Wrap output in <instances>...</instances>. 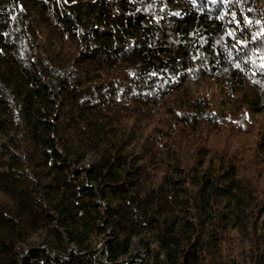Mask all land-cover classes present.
Instances as JSON below:
<instances>
[{
	"label": "trees",
	"instance_id": "16d2710c",
	"mask_svg": "<svg viewBox=\"0 0 264 264\" xmlns=\"http://www.w3.org/2000/svg\"><path fill=\"white\" fill-rule=\"evenodd\" d=\"M0 264H264V0H0Z\"/></svg>",
	"mask_w": 264,
	"mask_h": 264
}]
</instances>
